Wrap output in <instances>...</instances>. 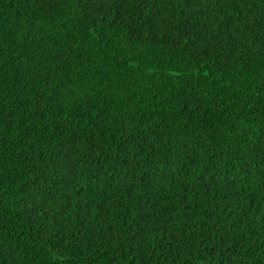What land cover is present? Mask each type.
<instances>
[{
	"label": "trees",
	"instance_id": "16d2710c",
	"mask_svg": "<svg viewBox=\"0 0 264 264\" xmlns=\"http://www.w3.org/2000/svg\"><path fill=\"white\" fill-rule=\"evenodd\" d=\"M0 264H264V0H0Z\"/></svg>",
	"mask_w": 264,
	"mask_h": 264
}]
</instances>
